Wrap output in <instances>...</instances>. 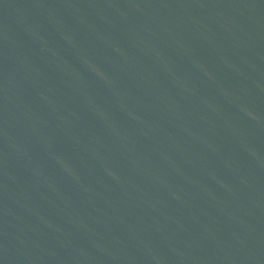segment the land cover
<instances>
[{
  "label": "water",
  "instance_id": "water-1",
  "mask_svg": "<svg viewBox=\"0 0 264 264\" xmlns=\"http://www.w3.org/2000/svg\"><path fill=\"white\" fill-rule=\"evenodd\" d=\"M0 264H264V0H0Z\"/></svg>",
  "mask_w": 264,
  "mask_h": 264
}]
</instances>
